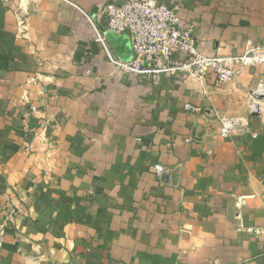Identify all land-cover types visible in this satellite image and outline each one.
<instances>
[{
	"label": "crops",
	"instance_id": "obj_1",
	"mask_svg": "<svg viewBox=\"0 0 264 264\" xmlns=\"http://www.w3.org/2000/svg\"><path fill=\"white\" fill-rule=\"evenodd\" d=\"M154 1L205 55L264 48V0ZM117 2L0 0L3 264H264V67L222 86L120 74L86 17L130 60ZM223 117L248 132L222 137Z\"/></svg>",
	"mask_w": 264,
	"mask_h": 264
},
{
	"label": "built area",
	"instance_id": "obj_2",
	"mask_svg": "<svg viewBox=\"0 0 264 264\" xmlns=\"http://www.w3.org/2000/svg\"><path fill=\"white\" fill-rule=\"evenodd\" d=\"M9 1L4 0L5 3ZM103 14L110 32L127 33L130 39L133 58H115L106 45L104 35L86 15L96 33L97 42L120 74L146 78L149 82L158 81L162 76H180L203 84L214 77L216 83L222 86L235 79L243 69L264 62V48L260 47H252L243 55L208 56L199 52L194 33L182 26L177 8H170L154 0H121L110 3L104 8ZM261 91H264L262 83L253 95L257 97ZM254 105L255 102L251 105L253 114ZM184 109L192 113L200 112L198 107L191 104H186ZM235 131L247 133V125L238 119L223 117L220 135L227 138ZM153 171L159 178L166 177L167 171L162 165H155ZM6 202L9 204L10 200ZM7 234V228L0 222V264H3V247Z\"/></svg>",
	"mask_w": 264,
	"mask_h": 264
},
{
	"label": "rangeland",
	"instance_id": "obj_3",
	"mask_svg": "<svg viewBox=\"0 0 264 264\" xmlns=\"http://www.w3.org/2000/svg\"><path fill=\"white\" fill-rule=\"evenodd\" d=\"M255 67H258V68H260V67H264V62H262V63H260V64H258V65H256ZM255 67H252V68H255ZM263 85H264V83H262ZM252 99H253V103H252V105L254 104V102L257 100L258 101V99L260 100L261 98L260 97H255L253 94H252ZM262 111L264 110V104H262ZM252 111V110H251ZM254 115H256V116H259V117H262V115H260V114H255L254 113ZM263 118V117H262Z\"/></svg>",
	"mask_w": 264,
	"mask_h": 264
},
{
	"label": "bare ground",
	"instance_id": "obj_4",
	"mask_svg": "<svg viewBox=\"0 0 264 264\" xmlns=\"http://www.w3.org/2000/svg\"><path fill=\"white\" fill-rule=\"evenodd\" d=\"M258 97L264 98V91H261L259 93ZM261 100H264V99H260L259 101H261ZM257 103H258V101H255V105H254V110H255L254 113L255 114H259L258 111H257V107H256L257 106Z\"/></svg>",
	"mask_w": 264,
	"mask_h": 264
}]
</instances>
